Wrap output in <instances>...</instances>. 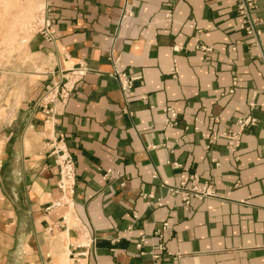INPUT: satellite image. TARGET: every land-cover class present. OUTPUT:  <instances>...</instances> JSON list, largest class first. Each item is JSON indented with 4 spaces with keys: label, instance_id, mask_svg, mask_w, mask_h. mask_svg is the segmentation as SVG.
Segmentation results:
<instances>
[{
    "label": "crops",
    "instance_id": "obj_1",
    "mask_svg": "<svg viewBox=\"0 0 264 264\" xmlns=\"http://www.w3.org/2000/svg\"><path fill=\"white\" fill-rule=\"evenodd\" d=\"M39 1L55 42L28 37L42 71L0 139V264H172L173 255L180 264H264V0L254 10L262 48L240 28L234 0ZM198 41L212 50L202 54ZM116 58L140 77L126 106L110 75ZM80 64L85 74L46 123L38 99ZM166 107L177 112L173 126ZM245 114L258 121L236 155L225 139L201 135ZM53 139L73 158L75 186L68 204L46 210L62 195ZM107 169L121 176L105 178ZM190 176L209 196L185 203L169 193L190 187ZM84 234L94 241L78 256Z\"/></svg>",
    "mask_w": 264,
    "mask_h": 264
},
{
    "label": "built area",
    "instance_id": "obj_2",
    "mask_svg": "<svg viewBox=\"0 0 264 264\" xmlns=\"http://www.w3.org/2000/svg\"><path fill=\"white\" fill-rule=\"evenodd\" d=\"M236 13L240 19L239 25L245 34L253 38V43L257 47L262 48L260 44V33L261 30L258 27L259 19L255 15L254 10L256 7L255 0H234ZM128 13H124L122 17H125ZM166 19L169 20V15H166ZM29 38L32 35H40L42 39L49 44H54L55 42V29L51 22L49 16V8L44 3L43 7L35 14L34 18L29 25ZM28 38V40H29ZM28 42V41H27ZM195 49L200 51L202 54H208L212 49L209 46L202 44L198 41L195 45ZM263 50V49H262ZM264 55V51L262 53ZM117 58L112 59L113 69L110 73L119 84V89L122 94L125 106L128 102V99L133 95V83L138 80L140 77H131L126 73L120 71L117 66ZM87 68L84 65H78L75 68H71L68 71H59L58 79L52 81L49 87L42 93L40 98L36 103V107L41 109L44 116L45 122L51 125H54L55 116L60 112V110L66 104L70 93L72 92L74 85L79 81L85 74ZM236 86V79L233 78V85L230 87L227 92L232 93ZM249 108H255L256 104L252 101L248 103ZM202 111H206V107H201ZM163 111L169 113V118L165 121V126H173L176 124L177 112L173 107H166ZM208 118L214 122H218V117L213 114H208ZM198 122L201 120L195 118ZM257 119L251 114H245L237 116L233 121V127L225 131H213L212 128L209 129V134L202 132L201 135L209 139L210 142L217 139H225L228 150L236 155L238 147L240 145L241 137L244 131L253 127L257 123ZM194 130L198 132V127H194ZM49 154L54 156V162L58 167L59 178L56 183L57 188L61 191V198L50 203L46 210L54 207H60L65 204H68V199L71 198L74 186H75V168L74 161L70 152L63 145L61 139H53L49 141ZM236 157V156H235ZM175 166H179L174 163ZM113 174L121 176V174L107 169L104 173L105 178L111 177ZM153 176L156 177V173H153ZM191 181L190 187L180 186H171L168 188L171 195H180L185 203L189 202L190 196L196 198H202L204 196H209L210 191L207 185L199 187L197 185V178L195 176L189 177ZM123 184V183H122ZM157 205H160V201H156ZM169 228L167 222H163L160 229L155 231V235L161 238L162 232L166 231ZM84 240L80 244L82 248H85V251H82L78 256H84L87 253L88 247L94 241V238L88 237L87 234L83 235ZM164 245L160 242L157 245L158 251H164ZM153 257L157 258L158 254H153ZM172 264H180L179 255L172 256Z\"/></svg>",
    "mask_w": 264,
    "mask_h": 264
},
{
    "label": "rangeland",
    "instance_id": "obj_3",
    "mask_svg": "<svg viewBox=\"0 0 264 264\" xmlns=\"http://www.w3.org/2000/svg\"><path fill=\"white\" fill-rule=\"evenodd\" d=\"M31 3L32 0H0V139L21 96L42 71L36 56L25 45L38 9L19 11Z\"/></svg>",
    "mask_w": 264,
    "mask_h": 264
},
{
    "label": "bare ground",
    "instance_id": "obj_4",
    "mask_svg": "<svg viewBox=\"0 0 264 264\" xmlns=\"http://www.w3.org/2000/svg\"><path fill=\"white\" fill-rule=\"evenodd\" d=\"M43 7V2L42 1H39V0H37V1H32V3L31 4H29L26 8H23V7H21L20 8V12H22L23 10H25V9H28V11H32V10H37L38 9V11L41 9ZM25 40V39H24ZM72 221L73 220V217H72V215H71V213L69 214V216H68V221ZM74 221V220H73ZM76 221V220H75ZM78 221V220H77ZM73 224V223H72ZM67 234H68V232L66 231V232H64L62 235H63V238L65 239V240H67Z\"/></svg>",
    "mask_w": 264,
    "mask_h": 264
}]
</instances>
